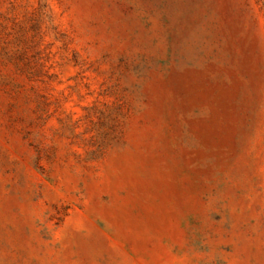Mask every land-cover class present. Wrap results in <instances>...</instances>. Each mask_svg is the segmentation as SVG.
I'll return each instance as SVG.
<instances>
[{"label": "rangeland", "instance_id": "obj_1", "mask_svg": "<svg viewBox=\"0 0 264 264\" xmlns=\"http://www.w3.org/2000/svg\"><path fill=\"white\" fill-rule=\"evenodd\" d=\"M0 264H264V0H0Z\"/></svg>", "mask_w": 264, "mask_h": 264}]
</instances>
